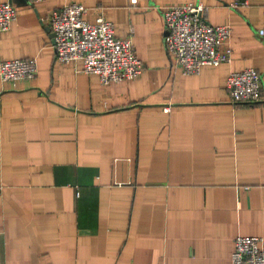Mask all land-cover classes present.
Returning a JSON list of instances; mask_svg holds the SVG:
<instances>
[{
  "label": "crops",
  "instance_id": "0c3cea01",
  "mask_svg": "<svg viewBox=\"0 0 264 264\" xmlns=\"http://www.w3.org/2000/svg\"><path fill=\"white\" fill-rule=\"evenodd\" d=\"M70 1L131 38L137 78L56 58L49 16ZM189 1L14 0L0 61L36 57L38 72L0 77V263L231 264L237 235L264 246V0H200L231 25L233 58L186 74L164 9ZM247 66L262 98L233 102L228 74Z\"/></svg>",
  "mask_w": 264,
  "mask_h": 264
},
{
  "label": "built area",
  "instance_id": "2783aa9c",
  "mask_svg": "<svg viewBox=\"0 0 264 264\" xmlns=\"http://www.w3.org/2000/svg\"><path fill=\"white\" fill-rule=\"evenodd\" d=\"M246 3L247 0H233L230 4ZM208 9L200 0L173 4L164 9L167 28L164 41L186 74L199 72L203 65H216L233 58L230 44L222 48L231 36V25L211 23ZM87 10L77 1L52 9L49 23L54 31L56 58L60 61L81 59L84 63L81 71L98 74L104 84L122 78H137L144 63L136 54L131 38L118 37L115 25L104 15L97 16L94 21L88 20L85 18ZM17 15L14 0H0V31L9 29ZM259 34L264 35V27L259 29ZM37 72L36 57L0 61L2 80L33 78ZM226 84L233 102H256L262 98V74L255 67L230 71ZM262 243L261 235H237L231 264H264Z\"/></svg>",
  "mask_w": 264,
  "mask_h": 264
}]
</instances>
